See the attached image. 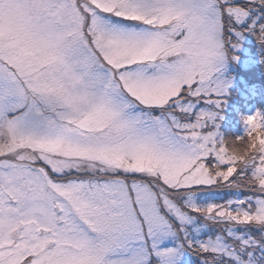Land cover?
I'll list each match as a JSON object with an SVG mask.
<instances>
[{
  "label": "snow or ice",
  "instance_id": "1",
  "mask_svg": "<svg viewBox=\"0 0 264 264\" xmlns=\"http://www.w3.org/2000/svg\"><path fill=\"white\" fill-rule=\"evenodd\" d=\"M244 33L264 0H0V264H264V111L213 107Z\"/></svg>",
  "mask_w": 264,
  "mask_h": 264
},
{
  "label": "trees",
  "instance_id": "2",
  "mask_svg": "<svg viewBox=\"0 0 264 264\" xmlns=\"http://www.w3.org/2000/svg\"><path fill=\"white\" fill-rule=\"evenodd\" d=\"M243 35L244 39L239 40V48L229 45L228 56L230 54L231 56L227 61L234 63L235 66L228 65L230 71L228 70L227 76L229 72L235 74L232 77H235L236 84L228 89L227 94L225 93L221 107L213 106L214 110L219 113L216 119L220 125V132L225 138L237 136L243 132L244 116L247 115L249 107L254 105H260L261 109L264 107V47L251 33ZM247 61L249 65L245 67ZM206 191L209 192L207 195L209 199L216 198L217 201L229 195L226 190L209 189Z\"/></svg>",
  "mask_w": 264,
  "mask_h": 264
},
{
  "label": "rangeland",
  "instance_id": "3",
  "mask_svg": "<svg viewBox=\"0 0 264 264\" xmlns=\"http://www.w3.org/2000/svg\"><path fill=\"white\" fill-rule=\"evenodd\" d=\"M230 56H231V54H230ZM230 56H227V59L229 58L230 59ZM236 56V55H235ZM235 56H233V57H235ZM227 59H226V63H225V66H224V68L221 70L222 71V75H223V78L224 79H226V80H230L231 81V83L229 84V86H228V89L229 88H231V87H233L235 84H236V79H235V77H232V75H235V74H233L232 72H229V75L227 76V74H228V70H229V67L230 66H235L234 65V63H232V62H230V61H227ZM240 60V59H239ZM228 65H230V66H228ZM244 65V64H243ZM249 64H248V61H247V65L245 66V67H247ZM230 71V70H229ZM230 73H231V75H230ZM229 92V90H227V92H226V94ZM225 96V93L222 95V98ZM257 110H261V111H264V107L261 109V107H260V105H254V106H251V107H249L248 109H247V115H250V114H253L255 111H257ZM244 127V130H243V132L242 133H239L238 135H243L244 134V132H245V125L243 126ZM208 191H206V193H202L203 195V197H206V198H208ZM222 195V194H221ZM216 196H218V195H216ZM214 199H216V198H214ZM188 261H189V264H198V258L197 257H195V256H192L191 254H188Z\"/></svg>",
  "mask_w": 264,
  "mask_h": 264
}]
</instances>
